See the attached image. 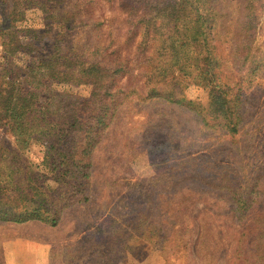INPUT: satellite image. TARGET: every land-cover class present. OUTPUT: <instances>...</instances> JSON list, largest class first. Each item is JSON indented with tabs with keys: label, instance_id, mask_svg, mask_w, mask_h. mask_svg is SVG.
<instances>
[{
	"label": "rangeland",
	"instance_id": "1",
	"mask_svg": "<svg viewBox=\"0 0 264 264\" xmlns=\"http://www.w3.org/2000/svg\"><path fill=\"white\" fill-rule=\"evenodd\" d=\"M164 1H48L50 9H71L66 22L55 13L47 15L34 0H0V30H38L43 56L55 53L57 59L61 49L69 58L102 61L104 49L113 51L120 44L123 59L133 70L131 81L117 82L122 91L115 98L118 109L91 155L88 188L68 206L63 195L57 227L0 221V264H7L4 244L15 238L51 244L49 264H264L260 256L264 253V13L255 24L254 58L239 74L243 124L232 137L205 127L191 110L132 93L148 79L146 73L137 76L140 65L147 71L171 61L161 49L163 38L149 32L142 41L140 33L141 23L150 29L159 23L157 14ZM214 2L217 12L226 14L217 19L215 41L226 66L225 77H230L239 63L235 50L243 40L236 34L245 21V3ZM134 5L136 11L130 15ZM72 21L73 29L67 32ZM128 39L133 41L127 47ZM2 41L0 36V70L6 63ZM12 61L25 66L30 60L16 52ZM175 83L168 88L177 99L185 96L207 104L201 87L191 82L183 91ZM58 89L90 98L89 86L68 84ZM0 140L14 145V137L4 129ZM43 160L36 143L20 160L8 158L15 166L28 164L33 171L47 174ZM48 185L52 200L60 199L63 186L52 180ZM246 196L256 204L239 220L235 200Z\"/></svg>",
	"mask_w": 264,
	"mask_h": 264
},
{
	"label": "trees",
	"instance_id": "2",
	"mask_svg": "<svg viewBox=\"0 0 264 264\" xmlns=\"http://www.w3.org/2000/svg\"><path fill=\"white\" fill-rule=\"evenodd\" d=\"M48 1L34 0L42 4L47 15L55 13L61 20L69 22L71 9L63 11L58 6L50 9L46 6ZM55 1L57 4L59 0ZM259 1L244 0L245 21L236 34L243 41L235 50L239 63L230 77H225L226 66L215 41V36H219L217 19L226 14L217 12L214 0H165L159 3L161 9L157 15L161 20L152 24L153 29L147 23H141V39L144 41L149 32L163 38L161 49L171 61L164 66H150L147 71H142L140 65L141 73L137 76L144 77L146 73L148 79L137 85L132 93L145 100L165 99L195 112L205 127L218 128L236 136L243 124L244 105L239 74L248 59L254 58L255 24L258 16L264 13V4ZM130 10L133 15L136 6ZM147 13L148 10L142 13V18L147 17ZM60 26L65 27L63 23ZM73 26L72 21L67 32ZM2 31L6 63L0 70V130H6L14 137V145L0 140V221L40 222L57 227L60 223L58 204L63 195L65 206H68L73 197L89 186L91 155L118 109L115 98L122 91L117 82L120 79L131 81L133 70L123 59L120 44L113 51L104 49L102 61L69 58L61 49L56 59L55 53L48 57L40 53L42 42L38 39V30ZM132 41L127 40V47ZM16 52L28 56L27 65L12 61ZM174 81L183 91L191 82L201 87L207 94V104H197L185 96L177 99L174 91L168 88ZM68 84L89 86L90 98L87 100L66 89H58ZM142 90L144 95L140 93ZM35 143L42 148L47 174L33 171L28 164L15 166L14 161L8 162V158L20 160ZM50 180L63 186L60 199L52 200ZM254 204L252 197H238L235 200L238 219L244 220ZM260 256L264 260V253Z\"/></svg>",
	"mask_w": 264,
	"mask_h": 264
},
{
	"label": "crops",
	"instance_id": "3",
	"mask_svg": "<svg viewBox=\"0 0 264 264\" xmlns=\"http://www.w3.org/2000/svg\"><path fill=\"white\" fill-rule=\"evenodd\" d=\"M51 244L27 238H15L4 244L7 264H49Z\"/></svg>",
	"mask_w": 264,
	"mask_h": 264
}]
</instances>
